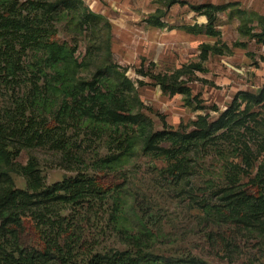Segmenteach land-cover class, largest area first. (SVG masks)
Here are the masks:
<instances>
[{"label":"trees","instance_id":"16d2710c","mask_svg":"<svg viewBox=\"0 0 264 264\" xmlns=\"http://www.w3.org/2000/svg\"><path fill=\"white\" fill-rule=\"evenodd\" d=\"M238 5L191 7L221 45L218 14ZM259 16L251 37L264 42ZM148 21L163 25L156 13ZM112 38L109 19L84 0H0V264H218L210 256L220 255L264 264V160L256 163L262 151L246 139L264 86L174 128L141 100ZM216 46L203 45L202 58ZM182 75L150 74L164 94L209 110ZM148 112L162 117V129ZM41 150L73 174L49 183ZM144 158L164 162L155 166L160 188L196 210L202 244L184 245L158 220L153 199L135 191L131 168Z\"/></svg>","mask_w":264,"mask_h":264},{"label":"rangeland","instance_id":"374dc122","mask_svg":"<svg viewBox=\"0 0 264 264\" xmlns=\"http://www.w3.org/2000/svg\"><path fill=\"white\" fill-rule=\"evenodd\" d=\"M84 1L93 11L109 19L113 29L112 49L115 61L135 81L144 104L160 113L171 127L178 128L181 122L187 124L195 120L198 114L211 113L214 117L218 114L212 109L214 105L226 109L238 92H257L264 86V42L251 37L252 32L261 30L262 20L259 15L264 16V0H176L171 5L170 0ZM228 2H238L239 5L218 14L215 23L221 35V45H218L216 36L205 34L206 16L197 15L191 6ZM241 8L247 9V13H242ZM155 13L163 25L157 26L148 21V17ZM249 28H252L251 32ZM203 45H217L218 50L205 59L201 56ZM84 46L85 43L82 42L81 51ZM197 63L202 64L206 71L194 70ZM139 70H143V73ZM178 70L183 71L182 78L188 81L193 92L201 95L203 105L211 107L209 110L193 109L185 103L182 94H164L150 76L151 73H172ZM139 79L144 80L145 84L139 85ZM254 110L257 115L249 132L252 135H246V139L253 148L262 151L256 158L258 163L264 160V104L256 105ZM146 117L156 129L163 128L161 116L148 112ZM38 155L49 183L73 174L60 166L52 165L51 156L46 151H38ZM28 158L27 151L20 157L24 163ZM208 161V166L213 168V161ZM163 163L146 158L139 160L138 166L131 168L135 191L144 192L153 199L158 220L166 225L167 231L174 228L184 245L202 244L199 227L194 222L196 210L187 209L188 202L178 204L160 188L155 166L164 165ZM16 183L23 186V176H16ZM147 206L150 208L151 205ZM106 243L119 245L113 239ZM219 257L210 256V259L218 264H230Z\"/></svg>","mask_w":264,"mask_h":264}]
</instances>
